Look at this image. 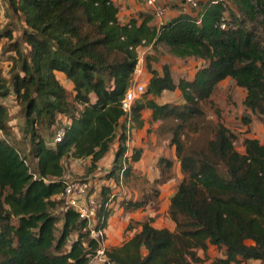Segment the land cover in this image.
<instances>
[{
	"label": "trees",
	"instance_id": "1",
	"mask_svg": "<svg viewBox=\"0 0 264 264\" xmlns=\"http://www.w3.org/2000/svg\"><path fill=\"white\" fill-rule=\"evenodd\" d=\"M230 2L245 20L235 17L225 0H201L197 16L172 3L180 14L156 27L153 14L145 13L121 23L114 0H0L9 20L0 40L7 41L10 54L9 83L0 69V264L89 263L97 244L86 223L73 210L53 213L63 207L54 199L63 190V159H90L95 169L120 129L108 177L125 183L142 157L141 149H132L122 164L133 127L141 128L143 110H150L152 123L170 125L163 132L171 134L169 145L183 176L169 200L174 228H155L153 218H147L120 246L106 248L105 264H204L199 253L207 256L210 247L221 251L210 264L264 262V144L245 138L237 151L235 134L207 121L202 109L216 86L231 79L245 91V110L264 121V43L247 26L264 14V0ZM226 10L234 26L221 28ZM143 43L164 45L178 58L207 64L193 79L175 83L167 67L159 75L146 63L150 78L132 105L127 128L126 120L120 122V102ZM56 73L72 85L71 94ZM175 90L182 97L179 104L156 102L163 92ZM9 95L24 119L20 138L9 125L4 104ZM242 120L250 124L249 116ZM60 129L64 135L57 142ZM190 132L197 137L189 138ZM201 138V146L186 147ZM160 164L170 167L164 158ZM100 198L98 226L106 229L115 195L103 188ZM145 205L127 201L121 207L134 212ZM72 233L76 237L69 242Z\"/></svg>",
	"mask_w": 264,
	"mask_h": 264
},
{
	"label": "rangeland",
	"instance_id": "2",
	"mask_svg": "<svg viewBox=\"0 0 264 264\" xmlns=\"http://www.w3.org/2000/svg\"><path fill=\"white\" fill-rule=\"evenodd\" d=\"M206 1L207 0H205V2ZM115 2L119 9V20L121 23H124L130 17H137L138 14L145 13L153 14L154 20L152 25L158 27L163 22L171 19L172 16L171 8H169L166 15L159 19L154 12L150 10L144 9L131 13L135 6L131 5L128 0H116ZM225 4L226 8L230 9L235 17L245 20L234 3L230 2V0H225ZM3 11L4 9L0 6V32L4 30L5 26L9 23L7 15L5 11L3 14ZM223 17L226 20L224 26H234L233 18L229 16L227 10L223 13ZM263 22L264 14H260L257 16L253 25L247 26L248 28H252L264 43ZM18 35V31H16L14 37L17 38ZM7 44L5 39L0 40V69L3 78L9 83L7 56L10 54L6 51ZM136 52L138 57L137 64L139 63V68L141 69V73L136 79L138 83L146 82L150 78V74L145 68L146 63H149L151 68L159 75H162L163 68L167 67L175 83H178L179 80L193 79L197 70L207 64V62L198 58H178L164 45H158L156 47L144 45L138 48ZM59 82L68 93L71 94L72 85H69L66 80H59ZM134 83L135 78L133 77L130 86H134ZM244 97L245 91L236 87L231 79H226L216 86L211 96V101L203 103L202 108L207 121L212 124L219 122L235 134V148L239 152L242 151V141L245 138H255L260 143L264 144V121L245 110L242 105ZM138 100H136V102ZM155 100L159 104H179L182 101V97L180 92L175 90L173 92H163L162 95L155 98ZM4 104L8 109L10 116L9 125L12 127V132L17 138H20L19 128H21L24 119L20 111L21 108L19 103L15 100L13 95H9V97L4 100ZM215 108L219 110V117L215 115ZM147 114L148 113H142L141 128L133 127L134 132H132L130 140L128 141L129 150L131 151L128 152V155L130 156L132 154V149H141L142 158L140 163L135 165L132 176L125 183H120V181L118 183L113 178L111 179L108 177V174L114 168L115 154L120 146V129L116 131V138L113 140L109 152L97 163L95 169L91 167L90 159H74L73 157H65L63 159V176L69 181H87L90 184L91 192L97 195V200L101 199L100 194L103 188H109L111 193L115 195V198L109 203L111 214L106 227V230H108V245L118 246L122 244L125 240L129 239L135 231L139 230L138 224L145 221L147 218H153L155 228H168L172 224L168 215L169 200L183 176L180 171L179 161L175 157L174 147L169 145L171 134L163 132L170 125L168 124L163 128L162 123H156L154 126ZM245 116L250 117L249 125L243 123L242 118ZM42 131L44 132V130ZM188 135L189 138L197 137L196 134L193 135L191 132L188 133ZM203 143L204 138H201L200 140H195L193 144H185L186 147L190 149L192 146H195V148L196 146L199 147ZM163 158L170 162V167L166 168L164 164L156 166L157 161ZM54 199L60 201L61 205L63 204L62 200L56 197ZM127 201H141L146 205L141 210L126 212L121 205L123 202ZM61 208L59 207V209L55 210L53 213L56 216H60V213H62ZM61 227L62 224L61 221H59L57 223V236L60 235ZM129 227L131 231H128ZM75 237L76 233H72L70 240L73 241ZM64 250H69V248L65 246ZM220 255L221 251H217L214 247H210L207 256L199 253L200 258L205 260L204 264H210L213 259ZM255 264H264V262L259 261Z\"/></svg>",
	"mask_w": 264,
	"mask_h": 264
},
{
	"label": "built area",
	"instance_id": "3",
	"mask_svg": "<svg viewBox=\"0 0 264 264\" xmlns=\"http://www.w3.org/2000/svg\"><path fill=\"white\" fill-rule=\"evenodd\" d=\"M159 0H139V2L149 8L153 9L154 14L160 19L162 16L166 15L165 7L158 5ZM168 2L171 0H163ZM201 0H176L178 5H180L183 12L197 16L199 2ZM213 3L223 2L224 0H211ZM1 6V5H0ZM198 23H200L198 21ZM221 28H224V24L220 25ZM144 46V43L138 48ZM137 48V49H138ZM136 49V51H137ZM141 73L139 68V63L136 64L133 77L135 78L134 86H129L126 90L123 99L120 102V109L123 112L122 121H127V128L130 125V115L133 103L140 99L143 93L145 92L147 82L138 83L136 79ZM132 77V78H133ZM128 130V129H127ZM64 135V130H58L56 134V141L59 142ZM127 138L129 139V130L126 133ZM128 145V144H127ZM129 158L128 152L124 154V159ZM125 166H123L124 168ZM123 169L120 171V177L122 176ZM62 181L63 190L59 193L56 198L63 201V207L61 208L62 212L68 210L75 211L79 218L86 223L85 231L89 232V237L93 239L97 244V249L91 255H89L88 264H105L106 261V229L98 226V213L102 208L100 200H97V195L92 193L90 190V184L87 181L72 182L69 181L64 176L60 179ZM113 197V196H111ZM107 207V205H106ZM71 242V240H70ZM85 246V245H84ZM109 264V263H108Z\"/></svg>",
	"mask_w": 264,
	"mask_h": 264
},
{
	"label": "crops",
	"instance_id": "4",
	"mask_svg": "<svg viewBox=\"0 0 264 264\" xmlns=\"http://www.w3.org/2000/svg\"><path fill=\"white\" fill-rule=\"evenodd\" d=\"M116 0H114V2H115ZM129 1V3L131 4V5H133V6H135V8H134V10L131 12V13H135V12H137V11H142V10H150V11H153V9L152 8H149V7H147V6H145V5H143V4H141L140 2H139V0H128ZM116 3V2H115ZM129 3H128V6H129ZM173 3V5H178V3L176 2V0H171V1H168V2H164L163 0H159L158 1V5L159 6H163V7H165V11H166V14L168 13V10H169V8H171V13H172V16H171V19L172 18H174V17H176V16H178L179 14H180V12H181V10L180 9H175V8H172V6H171V4ZM205 3V0H202V3L201 4H204ZM116 5V4H115ZM170 6V7H169ZM178 7H180V5H178ZM129 19V18H128ZM154 20V19H153ZM170 20V19H169ZM168 20V21H169ZM168 21H165V22H168ZM165 22H163V23H165ZM162 23V24H163ZM56 77H57V79L58 80H61V81H64L65 79H64V76H63V74H61V73H56ZM146 82H148V81H146ZM69 83V82H68ZM69 85H71L70 83H69ZM149 111V112H148ZM142 113H148L147 114V116L150 118V115H151V112H150V110H143L142 111ZM142 113H141V116H142ZM120 122H122V119H121V121ZM153 125L155 126V124L153 123ZM133 132H134V130H133ZM128 152H131L130 150H129V143H128ZM142 158V157H141ZM141 161V160H140ZM140 161L137 163V164H139L140 163ZM137 164H135V165H137ZM153 226L155 227V224L153 223ZM173 228H174V225H173V223L171 224V226L170 227H168L167 229H169V230H173ZM158 229H160V228H158ZM107 231L108 230H106V244H107V247H118V246H120V245H118V246H112V245H108V240H107ZM259 261H249V262H247V263H243V264H255V263H258Z\"/></svg>",
	"mask_w": 264,
	"mask_h": 264
}]
</instances>
